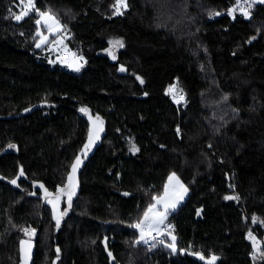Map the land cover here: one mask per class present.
<instances>
[{
  "label": "trees",
  "instance_id": "trees-1",
  "mask_svg": "<svg viewBox=\"0 0 264 264\" xmlns=\"http://www.w3.org/2000/svg\"><path fill=\"white\" fill-rule=\"evenodd\" d=\"M126 2L37 0L83 59L72 72L37 48L38 15L17 25L18 0H0V264L28 232L34 264H264V3L212 21L240 0ZM172 174L189 191L174 252L133 227Z\"/></svg>",
  "mask_w": 264,
  "mask_h": 264
},
{
  "label": "snow or ice",
  "instance_id": "snow-or-ice-1",
  "mask_svg": "<svg viewBox=\"0 0 264 264\" xmlns=\"http://www.w3.org/2000/svg\"><path fill=\"white\" fill-rule=\"evenodd\" d=\"M259 2L264 3V0H259ZM21 3L24 5L23 10L21 11L20 14L15 15V19L16 20H21L24 16H27L29 14V11L34 9V3L33 0H21ZM126 8L127 7V2L126 0H117L116 3V12L117 14H122V12L120 11L121 8ZM236 11V9H232V12L234 13ZM243 15L248 16L249 13L247 11H243L242 12ZM39 15L41 16V18H45L46 22L48 20H51L53 22V24L56 25V27L58 28V22L55 21L54 17H52L50 14L48 13H44V12H40ZM217 15H219V13H217ZM52 24H49V28H52ZM46 39V38H45ZM40 45L38 44L37 47H39ZM114 47L115 46H123L121 41H116L114 42ZM78 70V69H77ZM123 70V69H121ZM170 92L173 91V89H169ZM182 98V97H181ZM82 111H85V109H82ZM97 119H99L97 117ZM102 130V129H100ZM98 131L95 132L94 137H90L89 138V145H86V148L90 147L91 143L94 142V139H98ZM14 147V146H11ZM81 163V161L79 160V158H77L76 163L73 165L72 167V175H70L68 177V189H67V196H68V204L69 206H71V198L72 195H74L75 192V173L77 170V167L79 166V164ZM21 175H23V171L21 170ZM173 181H175V183L179 186V188L181 189L180 192L178 193H171L169 190L166 189L165 194L163 197H156V204L150 206L148 208V210L145 212L144 214V218L141 222L133 225V227H136L140 230V239L143 240L145 243H147V241L145 240V236H151L153 232L157 233L158 235H164V231L163 229L160 227L161 225L164 224V221L167 219V212L169 210V208L174 209L176 207V203L183 199V195L187 192V189L184 188V186L182 184H180L179 179L173 174V176H171L169 178V183L171 184ZM12 183H16V181H12ZM60 193L64 194L65 193V189H60ZM47 195H51L50 193H46ZM226 199H236V197H226ZM59 202V196H57L55 201H49V203L53 204V207L55 208L56 205ZM163 205V211L158 210L157 205ZM254 222H255V218ZM57 223H59V219L57 220ZM251 237V234H249ZM153 239H155V237H153ZM172 244L169 245V247H171L173 249V251H175V236H172ZM139 242V241H138ZM161 243H163V241H160ZM200 259L203 260L204 257L200 256ZM217 258L215 256H213L210 260H208L207 264H214V261Z\"/></svg>",
  "mask_w": 264,
  "mask_h": 264
},
{
  "label": "rangeland",
  "instance_id": "rangeland-1",
  "mask_svg": "<svg viewBox=\"0 0 264 264\" xmlns=\"http://www.w3.org/2000/svg\"><path fill=\"white\" fill-rule=\"evenodd\" d=\"M18 1L20 2V0H18ZM249 2L252 5L261 4V2H259V0H249ZM124 9L125 8L122 7L120 9V11L122 12ZM115 10H116V7H115ZM37 13H40V11H38ZM39 21H40L39 27L40 26L42 27V24H41L42 22H41V20H39ZM67 39H68V35L66 33H63L62 36L56 37L51 44H49L47 41L43 42L42 39H41V41H38V43H37V45L38 44L40 45L37 48H42L43 47V51L45 53L44 57L49 62V64H51L52 66H61V67L65 68L67 70H70L72 72H79L81 70L82 65H83L84 62H82L83 60H82V57L79 56V52L72 51V50H70L68 48ZM116 41H121L122 44H123V41L119 40V39H110L109 40L110 45H109V48L107 50V54L111 58L115 57L117 55L118 51L123 47V46L122 47L121 46H115L114 47L113 45H114V42H116ZM180 91H183V90H178L177 92H175V90H173L171 92V93H175L176 94V95L172 96L174 101H176V102H180V98H179ZM63 204H64V202H63ZM63 204H61L60 208L58 207V209L56 211L58 213V211L60 212V209H61V215L62 216L65 213V208L62 209V207H64ZM177 204L181 205L182 202L178 201L176 203V206H177ZM57 205H59V203ZM157 207H159L161 210H163V205L162 204L161 205H157ZM174 209L169 208L168 212L173 213ZM169 214L170 213H167V219H168ZM27 234H28L27 237H31L32 236V235H30V232H28ZM249 234H251V237H250ZM249 234H248L249 241L252 243V245L254 247V256H257L261 252L262 242L252 232H249ZM172 236H173V234L166 233L164 235V241L165 242L163 244H161L159 247H162V246L168 247L171 252H174L173 249L171 247H169V243H167V241H169L168 239L171 240ZM146 237L147 236H145V239H146ZM138 241L140 243H143V240H141L140 237L137 240V242Z\"/></svg>",
  "mask_w": 264,
  "mask_h": 264
},
{
  "label": "built area",
  "instance_id": "built-area-1",
  "mask_svg": "<svg viewBox=\"0 0 264 264\" xmlns=\"http://www.w3.org/2000/svg\"><path fill=\"white\" fill-rule=\"evenodd\" d=\"M33 3H34V9L37 10V0H33ZM20 6L23 8L24 5L21 3V0L19 2ZM249 4L247 3V0H240L239 3L237 4H230L229 8L227 11H224V12H216L214 14H212L209 19L212 20V21H215V20H218L220 19L221 17H224V16H228L232 19H235L236 17H242V18H245V15L242 14L243 11H247L249 12L250 9H249ZM236 9V11L233 13L232 12V9ZM217 13H219V15H217ZM170 89H173L175 90V92H177L178 90H182L181 86L179 85V83H174L173 85H171ZM171 93V92H170ZM172 96L176 95L175 93H171ZM182 97V98H181ZM179 98H180V102H176L177 104H182L184 106H186V95L183 91H180V94H179ZM162 229L164 231V233H169V228L166 224H163L162 225ZM153 237H155V239H153ZM160 241H164V238H163V235H158L157 233H153L152 234V240L149 242V245L152 246L153 243L157 242L159 244H162ZM144 245H146V243L143 241Z\"/></svg>",
  "mask_w": 264,
  "mask_h": 264
},
{
  "label": "crops",
  "instance_id": "crops-1",
  "mask_svg": "<svg viewBox=\"0 0 264 264\" xmlns=\"http://www.w3.org/2000/svg\"><path fill=\"white\" fill-rule=\"evenodd\" d=\"M44 13H48L50 14L52 17H54L55 21L58 22V25L59 27L57 28L55 24H53V22L51 20H48L46 22L45 18H41L40 15H38V24L40 23L39 20H41V24H42V27L40 26L39 27V30H38V33L37 35L39 36V40L38 41H47L49 44H51L53 42V40L56 38V37H59V36H62L63 35V25L55 18L54 15H52L51 13L49 12H44ZM39 14V13H38ZM49 24H52V28L50 29L49 28ZM46 38V39H45ZM39 49H42L43 50V47L42 48H39ZM47 49V48H46ZM83 60V59H82ZM83 62V61H82ZM175 175V174H174ZM173 176V174L171 175ZM170 176V177H171ZM176 176V175H175ZM169 177V178H170ZM177 177V176H176ZM169 178L167 180V183H166V186H165V190H164V194H165V191L166 189L169 190L171 193L175 194V193H178L181 191V189L179 188V186L175 183V181H173L171 184L169 183ZM178 178V177H177ZM179 179V178H178ZM179 182L180 184H182L185 187V185L182 183V181L179 179ZM187 189V188H186ZM163 194V195H164ZM187 194V195H186ZM189 195V191L187 189V192L183 195V199L179 200L181 201L182 203L187 199ZM163 197V196H162ZM180 205L177 204L176 208L174 209V212L177 210V208L179 207ZM158 210L160 211H163L161 210L159 207H157ZM167 213H171V212H167ZM144 218V217H143ZM167 220V219H166ZM165 222V221H164ZM162 227V225L160 226Z\"/></svg>",
  "mask_w": 264,
  "mask_h": 264
},
{
  "label": "water",
  "instance_id": "water-1",
  "mask_svg": "<svg viewBox=\"0 0 264 264\" xmlns=\"http://www.w3.org/2000/svg\"><path fill=\"white\" fill-rule=\"evenodd\" d=\"M15 6L19 10V14H20L23 9L19 6V4H15ZM35 15H36V11L33 9L29 11V14L27 16H24L21 20H16L14 18V22L17 25H21L24 21H26L27 19ZM92 153L93 151L89 150L87 152V155L92 154ZM83 155H84V152H82L79 155L80 161H82ZM36 248H37V242L35 240L23 239L20 242L21 256H20L19 264H34V260L36 256ZM110 259H111V264H112L114 262L112 255H110Z\"/></svg>",
  "mask_w": 264,
  "mask_h": 264
},
{
  "label": "bare ground",
  "instance_id": "bare-ground-1",
  "mask_svg": "<svg viewBox=\"0 0 264 264\" xmlns=\"http://www.w3.org/2000/svg\"><path fill=\"white\" fill-rule=\"evenodd\" d=\"M164 224H166L167 226H168V228H169V233H174L175 232V230H176V226H175V221L174 220H166L165 222H164ZM25 239H27V238H25ZM23 240V239H22ZM21 240V241H22ZM20 241V242H21ZM153 245H159V243H157V242H155V243H153ZM19 249H20V243H19ZM36 250H37V248H36ZM20 256H21V249H20ZM19 261H20V259H19Z\"/></svg>",
  "mask_w": 264,
  "mask_h": 264
},
{
  "label": "flooded vegetation",
  "instance_id": "flooded-vegetation-1",
  "mask_svg": "<svg viewBox=\"0 0 264 264\" xmlns=\"http://www.w3.org/2000/svg\"><path fill=\"white\" fill-rule=\"evenodd\" d=\"M52 198H54V197H48V196H46L45 199H44V202L50 201ZM27 239H31L32 240V237L31 238L28 237ZM16 253H17V264H18V262H19V256H20L19 243H18V246L16 247Z\"/></svg>",
  "mask_w": 264,
  "mask_h": 264
}]
</instances>
